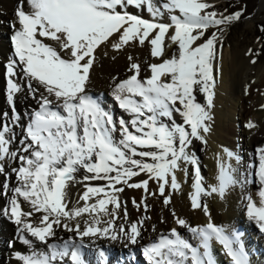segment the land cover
<instances>
[{
    "label": "snow or ice",
    "instance_id": "snow-or-ice-1",
    "mask_svg": "<svg viewBox=\"0 0 264 264\" xmlns=\"http://www.w3.org/2000/svg\"><path fill=\"white\" fill-rule=\"evenodd\" d=\"M26 3L30 11L26 12L22 3L15 13L19 27L11 25L13 53L5 65L11 115L0 114V176L5 177L0 196L8 201L0 214L17 226L18 239L29 250L27 254L15 252L14 258L21 264H87L82 250L88 247V238L92 244L101 239L122 243L130 257L125 264H136L135 249L150 217L145 214L131 220L122 193L126 188L143 191L139 202L132 200L138 211L147 213L148 198L157 195L167 206L171 193L180 189L177 171L187 176L190 165V204L208 216V223L192 226L173 211L175 223L187 229L190 237L171 229L141 245L146 264H218L213 240L222 246L230 264H251L241 234L226 233L214 224L203 198H223L237 185H258L259 206L251 195L244 200L248 219L264 233V147L256 149L255 159L239 178V169L230 161L234 159L239 165L242 157L223 149L227 160L217 158L215 185L205 184L200 161L192 150L194 141L206 144L205 137L211 131L222 34L241 19L243 10L219 12L214 0H161L158 6L152 0ZM130 7L137 12H129ZM144 11L151 19L143 17ZM165 13L168 23L163 22ZM210 28L217 31L205 39ZM170 32L177 55L149 64L150 76L143 78L141 65L130 56V75L123 80L113 78L112 96L128 119L114 117L99 97L89 94L91 71L102 45L111 44L114 51H120L147 41L151 56L160 58L163 40ZM42 38L55 41L58 49ZM249 55H253L251 50ZM25 89L37 107L24 113L27 123L21 125L23 117L15 101ZM198 95L203 96V103ZM16 127H21L23 135L17 149L11 150L17 143ZM246 127L254 124L249 122ZM5 160L18 163L11 170L15 187L5 171ZM141 175L147 178L135 179ZM150 181L156 183V191H150ZM73 184L84 186L77 201V205L82 201V206L69 207L68 188ZM22 202L29 210L23 209ZM85 214L88 218L81 227L78 218ZM74 220L75 225L71 223ZM60 229L75 236L57 240ZM35 242L42 249H37ZM97 252L98 264H109L106 249L98 246Z\"/></svg>",
    "mask_w": 264,
    "mask_h": 264
},
{
    "label": "bare ground",
    "instance_id": "bare-ground-1",
    "mask_svg": "<svg viewBox=\"0 0 264 264\" xmlns=\"http://www.w3.org/2000/svg\"><path fill=\"white\" fill-rule=\"evenodd\" d=\"M156 2L158 3L157 5H159L161 3V0H156ZM22 3L24 10L26 12L30 11L26 0H0V114L8 112L10 109L6 99L5 65L8 62L9 58H11L13 53L12 49H9V44L11 43V35L13 34L11 25L16 23V26L19 27L15 13L17 11V8ZM128 11L136 13L137 9H135L134 7H130ZM143 17L146 19H151L150 13H148L147 11L143 12ZM163 22L168 23L167 13H165L164 15ZM170 34L171 32L165 35L162 44V55L160 58H154L151 56V46L147 41L143 46L139 45L138 43L130 44L120 51H114L111 47V44H108L106 47L102 45L97 50L95 64L91 71V81L88 87L89 94L95 97H99L103 102L104 108L111 112L114 117L118 118L120 116H124L125 119H128L129 117L127 116V114H125L118 107L116 101L112 96L113 85L116 82L113 78L123 80L130 75V73L128 72V68L130 66V56L133 58V61L141 65V77L143 78L150 76L148 65L151 63H161L165 59L172 58L173 51L175 48H177V46L173 45L171 43V40H169ZM42 39H45L46 43H49L50 45L58 49V45L55 41L48 40L46 38ZM165 40H169V42L167 43V49H165L164 47ZM217 69L219 71H217L216 84L214 89L215 95L214 108L212 109L213 119L211 121V131L205 137L206 144L200 141H194L192 145L193 151L194 149H196L199 154L205 155L203 161H200V167L201 174L205 180L206 185H215L217 183V158L219 157L223 160H227V157L223 152V149H225V143L223 141L228 140V138H230L233 133L232 126L230 127L229 123L224 118L226 114L224 109L226 107L227 101H225V107L223 106L222 109L220 108L221 110L217 107L219 105L218 103L223 101V95H227L228 98L237 99L239 104H241L243 126H245V123L248 124L249 122H252L254 125L257 124V127L254 126L252 128H249L247 132L245 128L243 132H241L243 133V137L240 134L238 135V141L242 142V144L240 142L237 144H239L238 148L241 144L242 154L240 155L243 156L241 159L239 172H237L238 177L240 172H244L246 170L247 164L255 159L256 149L258 147H264V93H262V90H264V75L259 77L258 83H255L254 81L251 82L247 93L248 95L245 96L242 93H238V91L240 85L243 82L247 84L249 83V81L245 82V80L247 76L249 77L251 75L252 67L246 66L244 64L241 54L232 51L227 52L226 54H224L222 62L219 63ZM21 83L23 82L21 81ZM227 97L225 98L226 100L228 99ZM198 99L201 103L203 102L202 95H198ZM24 104L26 105V107ZM15 106L17 111L23 117V119L20 121L21 125L27 123V116H25L24 113L37 107L36 102L27 96L26 89L25 91L17 95ZM249 107H254V109L257 107L259 110H255V112L252 111V118L246 120V114L250 113L248 112ZM221 111L223 112L221 113ZM220 114H223V117ZM175 119L177 120V122H181V118L179 117V115H176ZM14 132L16 133L17 143L12 144L11 150L17 149L18 141L23 135L21 127H16L14 129ZM245 134L246 137L244 136ZM235 146L236 152H238L237 145ZM244 148H246V150H244ZM230 162L231 164L235 163L232 161ZM3 163L5 171L11 176V186L15 187L16 177L15 174L12 173L11 168L13 166L17 167L18 163L10 162L7 160H5ZM182 167H184V165H182ZM176 176L182 190L179 193L178 191L171 193V204L167 206L164 205L163 199L160 198L159 195H157L156 197H149L147 201L149 210L147 211V213H145L143 209L138 211L132 204L133 198L137 202L142 199V197L144 196L142 190L126 188L122 193V199L127 201V207L131 220L135 221L145 214L150 217V219L145 222L144 230L142 232L143 239L135 249L137 264H146V261H143L141 257L137 255L138 252L142 253L141 245L148 244L150 241L156 239L160 234L168 233L171 229H176L177 232L182 234L184 237H190V233H188L187 229L181 228L175 223L173 211L175 212L177 217L185 219L192 226H202L208 223V216L205 215L202 210L192 209L190 204L189 195L193 191V176L191 172V166L189 165V172L187 176H185L183 171H177ZM146 178V176L141 175L140 177H137L135 179L140 180ZM4 180L5 177L0 176V182L3 183ZM182 180L185 181L184 184L182 183ZM92 183L95 184L97 182ZM149 188L150 191H156V183L154 181H150ZM83 191V184H73L69 186L68 197L71 201L69 207H72V205H77L79 196L83 193ZM257 192L258 185H245L243 188L237 185L230 188L223 198L218 195H213L211 197H204L203 199L209 207L211 220L214 224L223 227L226 233H231L236 229V226L244 224V227L247 226V229L254 231V235L256 234L255 236L258 241H260L264 245V233H261L259 231V228L254 221H250L248 219L245 208L246 201L244 200V197L246 195H251L253 201L257 204V206H259V197ZM10 194L11 193H9V195ZM5 203H8L7 198L4 196H0V209H2ZM82 205L83 202L81 201L77 206ZM22 207L25 211L29 210V206L26 203L22 202ZM39 215V213L36 214V216ZM87 218V214H85L82 219L78 218L80 219L81 227H83V219ZM120 222L121 221H117V223ZM71 223L75 225L76 221L74 220ZM153 227L155 228V231H153ZM16 231L17 226L7 216L0 214V264H21V262L17 261L14 258V253L18 251L22 254H27L29 251L28 246L22 244L18 239V234L16 233ZM15 234L17 237L14 238ZM69 236H75V233L67 232L62 229L57 230V240L60 237L67 239ZM9 243L12 245L11 247L9 246ZM85 244H87L88 247L82 250V256L86 260L87 264H98V246H102L104 249H106L107 254L109 255L108 259L110 260V264H125V262L130 259L127 249H125L124 245L120 242H112L107 239H101L98 240L96 244H92L88 238H85ZM263 245L258 246L257 251L261 255L260 259H257V262L254 261L253 263V260H256V257L250 256L251 264H264ZM35 247L37 249H42L43 246L39 242H35ZM254 255L256 256L255 253ZM95 259L96 261H94ZM221 264H230L229 258L226 262L221 261Z\"/></svg>",
    "mask_w": 264,
    "mask_h": 264
},
{
    "label": "rangeland",
    "instance_id": "rangeland-1",
    "mask_svg": "<svg viewBox=\"0 0 264 264\" xmlns=\"http://www.w3.org/2000/svg\"><path fill=\"white\" fill-rule=\"evenodd\" d=\"M214 3L216 4V9L219 12H224L225 10H227L228 13H235L237 11L243 10V16L241 17V19L239 21L233 23L229 27H227V29L222 34V41H221L222 42V49L219 48V45H218V52L222 53V57H221V55H218L217 61H216V68L219 65V63L222 62L224 54H226L227 52L232 51V52H236V53L241 54L244 64L246 66L252 67L251 75L249 77L247 76V78L245 80V82L249 81V83L247 84V83L243 82L240 85V88L238 91V93H240V94L242 93L243 95L247 96L249 85L251 84V82L254 81L255 83L256 82L258 83L259 77L264 75V0L263 1L262 0H214ZM156 4H158V3L156 2ZM216 31H217L216 28H210L206 32L205 39L208 37H211L212 33L216 32ZM5 40H6V38H5ZM169 40H170V38H169ZM169 40H165V43H164L165 49H167V45H168L167 43L169 42ZM200 42L203 43V40H201ZM249 50H251V53L253 55H249ZM177 54H178V49L175 48L173 51V55H177ZM253 58L256 60L255 63L251 62ZM215 75L217 77V72L215 73ZM262 93H264V90H262ZM251 94H250V96H251ZM226 97H227V95H223L224 99H223V101L218 103L219 105L217 107L219 109L220 108L222 109L223 106L225 107V105H224V104H226L225 101H227L226 107L224 109L226 112L224 118L227 120L230 127L232 126L233 133H232V136L230 138H228V140H225L223 142L225 143L224 144L225 148H227L231 151H234L235 153H238L240 155V154H242L241 153L242 142L238 141V138H239L238 135L240 134L243 137V133H241V132H243V130L245 128H246L245 130L247 132V130L249 128L246 127L247 123H245V126H243V122H242L243 116H241V104H239L237 99L227 97L228 99L226 100L225 99ZM250 104H252V103H250ZM247 105H249V104H247ZM258 105H260V104H258ZM25 107H26V105H25ZM239 110H240V112H239ZM255 110H259V109L257 107L255 109H254V107L253 108L249 107L248 112H250V113L246 114L247 116L245 117V119L246 120L249 118L251 119L252 118L251 113H252V111L255 112ZM263 110H264V108H263ZM222 112L223 111H221V113ZM8 113H9V115H11V109H9ZM220 115H222V117H223V114H220ZM212 117H213V114H212ZM254 126L257 127V124H255ZM244 136L246 137V134ZM239 142L241 144H240V147L238 148L239 144H237V143H239ZM214 144H215V142H214ZM235 145H237V148H238L237 151L238 152H236V146ZM244 150H246V148H244ZM194 151H196V154L198 156L199 161H203L205 155L199 154L196 149H194ZM240 156L243 157L242 155H240ZM231 161L235 162L234 164H232L233 167H236L238 169L240 168L241 163L239 165H237L236 161L234 159ZM14 167H16V166H13L12 168H14ZM187 167L189 169V165ZM12 168H11V170H12ZM236 175H237V178H239L238 174H236ZM184 180H182L183 184L185 183ZM178 183H179V181H178ZM0 184H2V183L0 182ZM181 190H182V188L180 187V189L178 190V193ZM241 209H242V206H241ZM166 231H168V230H166ZM11 233H12V231H11ZM104 245H106V244H104Z\"/></svg>",
    "mask_w": 264,
    "mask_h": 264
}]
</instances>
